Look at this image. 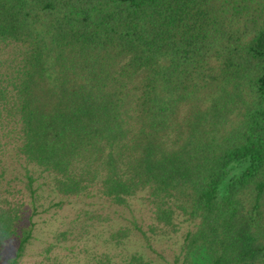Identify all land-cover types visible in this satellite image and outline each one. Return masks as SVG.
I'll use <instances>...</instances> for the list:
<instances>
[{"label": "trees", "instance_id": "trees-1", "mask_svg": "<svg viewBox=\"0 0 264 264\" xmlns=\"http://www.w3.org/2000/svg\"><path fill=\"white\" fill-rule=\"evenodd\" d=\"M22 161L0 264L49 189L146 192L159 222L195 224L183 264H264V0H0V179Z\"/></svg>", "mask_w": 264, "mask_h": 264}, {"label": "rangeland", "instance_id": "rangeland-1", "mask_svg": "<svg viewBox=\"0 0 264 264\" xmlns=\"http://www.w3.org/2000/svg\"><path fill=\"white\" fill-rule=\"evenodd\" d=\"M1 159L2 165L12 164L9 154ZM22 164L16 166L17 172L12 167L0 182L3 190H8L9 184L12 193L20 191L16 199L26 204L30 199L26 184L20 183L26 166L24 161ZM51 193L50 189L41 192V215L33 218L34 234L20 264H124L132 256L151 264H183L186 236L195 224L182 215H175L172 224L159 222L146 192L130 198L126 205H118L97 191H89L58 197L55 203L61 204L57 207H51ZM21 211L22 225L28 227L34 210L26 205ZM18 243L19 239L12 236L0 250L2 263L14 256Z\"/></svg>", "mask_w": 264, "mask_h": 264}]
</instances>
